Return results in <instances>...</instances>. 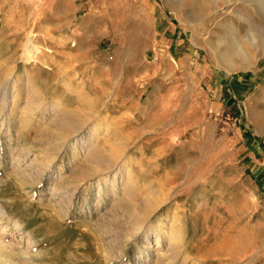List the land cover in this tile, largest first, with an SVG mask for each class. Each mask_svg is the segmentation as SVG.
Masks as SVG:
<instances>
[{"label":"rangeland","instance_id":"obj_1","mask_svg":"<svg viewBox=\"0 0 264 264\" xmlns=\"http://www.w3.org/2000/svg\"><path fill=\"white\" fill-rule=\"evenodd\" d=\"M0 90V264H264V0H0Z\"/></svg>","mask_w":264,"mask_h":264},{"label":"bare ground","instance_id":"obj_2","mask_svg":"<svg viewBox=\"0 0 264 264\" xmlns=\"http://www.w3.org/2000/svg\"><path fill=\"white\" fill-rule=\"evenodd\" d=\"M155 28V27H154ZM26 48V47H25ZM25 50V52H24V54H23V56H24V61H25V63H27V62H29L30 60H32L33 59V53L35 52V51H37V50H39V48H37L36 47V45L35 44H33V42H31L28 46H27V48L26 49H24ZM232 66V65H231ZM147 67V66H146ZM145 68V67H144ZM147 69V68H146ZM150 70V69H149ZM10 78V77H9ZM11 85V84H10ZM17 84L16 83H14V86H13V88L14 89H16L17 90ZM9 89V88H8ZM1 91V90H0ZM6 91V90H5ZM7 92V91H6ZM5 92V93H6ZM4 93V94H5ZM5 97V96H4ZM5 99V98H4ZM6 105V104H5ZM14 105V104H13ZM107 123V122H106ZM110 129V128H109ZM93 131V134H97L98 132H97V129H93L92 130ZM94 136V135H93ZM97 136V135H96ZM122 156V155H121ZM120 157V156H119ZM126 162H124V163H122V164H119L117 167H119V171H123V170H125L124 171V174L127 176V183H129L130 182V177H132V173L134 172L133 171V164L132 163H130L129 161H127V160H125ZM14 163V162H13ZM112 164V163H111ZM113 167V165L112 166H109V167H107L106 169L104 168V169H99L98 171H97V175L98 176H101L103 173H105V171H107V170H109V169H111ZM122 174V173H121ZM123 176V175H122ZM124 177V176H123ZM172 195V194H171ZM168 199H170V198H168ZM162 205V204H161ZM160 205V206H161ZM155 209V208H154ZM175 220V219H174ZM141 221V220H140ZM142 222V221H141ZM171 229V234L173 235V236H169V237H171L172 238V240L174 241L176 238L174 237L176 234L173 232V228H174V225H173V223L171 224V227H170ZM163 232V231H162ZM160 236V235H159ZM181 236V235H180ZM172 240H171V242H172ZM158 244V243H157Z\"/></svg>","mask_w":264,"mask_h":264},{"label":"crops","instance_id":"obj_3","mask_svg":"<svg viewBox=\"0 0 264 264\" xmlns=\"http://www.w3.org/2000/svg\"><path fill=\"white\" fill-rule=\"evenodd\" d=\"M221 88H223V85ZM227 91H228V94H231L230 88H228Z\"/></svg>","mask_w":264,"mask_h":264}]
</instances>
